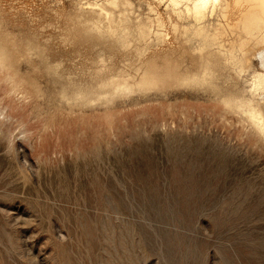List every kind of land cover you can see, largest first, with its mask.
I'll list each match as a JSON object with an SVG mask.
<instances>
[{
	"label": "rangeland",
	"instance_id": "rangeland-1",
	"mask_svg": "<svg viewBox=\"0 0 264 264\" xmlns=\"http://www.w3.org/2000/svg\"><path fill=\"white\" fill-rule=\"evenodd\" d=\"M129 1L0 0L20 83L18 94L0 84V264H264V139L245 117L200 88L76 99L138 78L142 45L96 30L89 9H112L114 26L144 21L149 6L167 17ZM259 68L219 82L252 99Z\"/></svg>",
	"mask_w": 264,
	"mask_h": 264
},
{
	"label": "bare ground",
	"instance_id": "bare-ground-1",
	"mask_svg": "<svg viewBox=\"0 0 264 264\" xmlns=\"http://www.w3.org/2000/svg\"><path fill=\"white\" fill-rule=\"evenodd\" d=\"M153 1L165 6L167 17L164 18L158 9L149 6L146 19L131 26L124 19L114 26L110 12L112 9L130 8L132 4L129 0H106L112 9L99 4L89 5V9L98 14L94 23L96 30L104 28L107 33L118 35L123 47L131 41L137 42L142 45V49L137 47L138 52L147 57L137 68L138 78L133 74L132 77L120 76L109 82L98 81L96 87L81 88L76 99L82 100L83 104H93L102 101L103 96L114 97L133 90L149 91L167 87L210 90L219 97L226 111L245 117L256 134L264 139V0ZM152 46L161 48L151 51L149 55L147 51ZM12 56L7 40L0 35V84L10 80V86L18 94L20 83L14 81V76L9 73L13 69ZM254 60L259 62L261 71L253 75L252 99L233 94L219 82L227 69L232 67L242 74L250 69ZM161 91L164 92L163 89ZM9 94L16 95L13 92ZM5 112H1L0 117L6 118Z\"/></svg>",
	"mask_w": 264,
	"mask_h": 264
}]
</instances>
